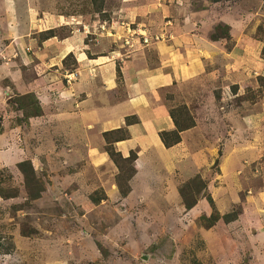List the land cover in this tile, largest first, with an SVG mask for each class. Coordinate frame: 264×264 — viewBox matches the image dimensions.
Wrapping results in <instances>:
<instances>
[{
  "label": "rangeland",
  "instance_id": "obj_1",
  "mask_svg": "<svg viewBox=\"0 0 264 264\" xmlns=\"http://www.w3.org/2000/svg\"><path fill=\"white\" fill-rule=\"evenodd\" d=\"M196 36L208 86L172 111L180 126L201 114L206 162L177 182L182 210L170 214L129 197L134 154L105 146L108 169L71 164L52 140L63 102L87 99L72 85L84 72L102 94L95 69L120 77L131 55ZM96 56L107 58L92 67ZM0 264H264V0H0Z\"/></svg>",
  "mask_w": 264,
  "mask_h": 264
},
{
  "label": "crops",
  "instance_id": "obj_2",
  "mask_svg": "<svg viewBox=\"0 0 264 264\" xmlns=\"http://www.w3.org/2000/svg\"><path fill=\"white\" fill-rule=\"evenodd\" d=\"M195 41L194 45H159L155 52L148 50L131 55L129 60L119 64L120 77L116 76L117 71L112 66L95 69L102 94L87 92L86 84L92 77L87 71L78 81H72L74 88L86 91L87 99L82 96L75 107L71 100L63 102L61 124L66 127L61 130L59 139L52 140L61 143L62 155L67 161L79 164L80 159H85L96 167L109 168L110 158L105 154V146H111L123 160L132 153L135 167L129 181V197L135 203L148 206L162 203L166 209L159 212L180 213L183 203L176 184L181 179L195 177L202 170L206 162L202 161V157H206L207 145L203 141V133L207 128H201L197 121L201 114L193 111L189 113L198 123L180 132L181 140L177 145L165 147L160 133L176 130L171 116L173 109L182 105L190 109L192 106L190 97L184 94L187 89L206 92L208 84L203 85L205 80H200V76L205 73L203 49L208 51L209 47L203 44L204 41H199L198 36ZM70 44V41H64L59 52L65 55L73 53L75 45ZM76 57L80 63L87 60L83 53H76ZM105 58H93L95 65L92 67H98L97 64ZM35 121L41 125L39 117L31 123ZM121 132L124 138L107 141L111 134L116 136ZM107 169L103 178L109 172ZM114 186L110 178L102 182L105 191L111 192L107 195L117 194ZM143 210L155 211L153 208Z\"/></svg>",
  "mask_w": 264,
  "mask_h": 264
},
{
  "label": "trees",
  "instance_id": "obj_3",
  "mask_svg": "<svg viewBox=\"0 0 264 264\" xmlns=\"http://www.w3.org/2000/svg\"><path fill=\"white\" fill-rule=\"evenodd\" d=\"M171 116H172V118L174 120V123H175V126H176V130L171 131V132H161L160 133V139L163 142V144L165 145V147H171V146L177 144L180 141V135H179L180 132H182V131H184L186 129H189V128H191L194 125V122H193V120L191 118V123L189 125L180 126L177 118L175 117V115H173V111H171ZM108 151H109V155L113 159H114L115 156L118 155L112 149L111 150H108ZM127 160L132 161L133 160V154ZM25 165H26V163L25 162H22V163L19 164V168H20V170H21V172L23 174H25V175L28 176V170H27V168H25ZM187 208H188V206H187Z\"/></svg>",
  "mask_w": 264,
  "mask_h": 264
}]
</instances>
